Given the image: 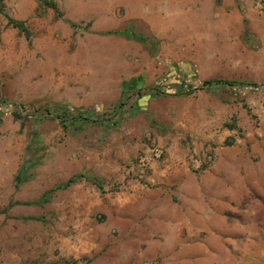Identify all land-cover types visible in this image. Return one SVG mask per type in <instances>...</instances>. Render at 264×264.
Returning a JSON list of instances; mask_svg holds the SVG:
<instances>
[{
	"label": "rangeland",
	"instance_id": "rangeland-1",
	"mask_svg": "<svg viewBox=\"0 0 264 264\" xmlns=\"http://www.w3.org/2000/svg\"><path fill=\"white\" fill-rule=\"evenodd\" d=\"M52 1L56 7L0 1V264H111L128 253L112 228L121 215L111 199L125 198L132 177L124 170L129 129L145 133L132 117L155 97L180 94L176 83L204 88L237 106L234 117L264 147V0H205L225 5V17L173 26L163 37L146 33L136 13L154 5L164 16L176 0ZM218 78L239 84L204 85ZM259 179L263 190L212 236L218 243L203 264H264V174Z\"/></svg>",
	"mask_w": 264,
	"mask_h": 264
},
{
	"label": "crops",
	"instance_id": "crops-1",
	"mask_svg": "<svg viewBox=\"0 0 264 264\" xmlns=\"http://www.w3.org/2000/svg\"><path fill=\"white\" fill-rule=\"evenodd\" d=\"M161 11L152 5L135 12L148 24L146 33L163 37L175 26L179 30L184 23H204L212 15L227 14L225 5L205 0H176L164 16ZM180 41L174 49L181 47ZM162 48L167 51L165 43ZM202 89L157 96L147 113L133 114L132 123L139 128L143 124L145 133L129 129L132 155L124 170L132 177L124 184L125 198L111 199V210L115 207L121 215L112 228L124 236L120 245L128 253L111 264H128L127 255L130 264H203L218 243L212 236L220 238L227 231L246 196L263 190L259 176L264 174V147L254 135H246L234 117L237 106L229 108ZM152 124L156 127L148 130ZM150 133L164 149L160 159L151 158ZM206 152H212L213 159L198 168L194 159ZM142 157L149 165L140 178ZM104 210L109 213V208Z\"/></svg>",
	"mask_w": 264,
	"mask_h": 264
},
{
	"label": "trees",
	"instance_id": "trees-1",
	"mask_svg": "<svg viewBox=\"0 0 264 264\" xmlns=\"http://www.w3.org/2000/svg\"><path fill=\"white\" fill-rule=\"evenodd\" d=\"M0 1H1V0H0ZM40 1L45 2L46 4H49V5L52 6V7H56V6H57V5H56V2H55V1H52V0H40ZM10 21L13 22V24H14L15 26H18V27H20V28L26 30V29H25V26H24V24H23L22 22L16 21V20H14V19H10ZM74 25H75V24H74ZM114 32H116V33H118V32H119V33H126L127 31H126V30H122V31H114ZM138 36H139V35H138ZM139 38H143V36H142V37L139 36ZM212 83H222V84H227V85H229V86H235L236 84H239L237 81H235V80H231V79H227V78L208 79V80H205V81H204V85L212 84ZM241 84H245V85H247V86H253V87H259V86H260L257 82H241ZM184 86H185V85H184L183 83H176V84L172 87L174 90H176V91H175L176 93L174 92V94H177V93H190V92H192L191 89L184 90ZM162 92H163V91H162ZM47 111L50 113L49 110H47ZM68 114H69L68 112L64 113L65 116L68 115ZM73 117H75V118H85L82 112L74 113V114H73ZM92 121L95 122L96 120L92 119ZM81 176H84V175L81 174V175H74V176L70 177L67 181H65V182L60 183L59 185H57V186H56V189H57V188H61V187H67V186H70L72 183L76 182V181L79 179V177H81ZM1 211H2V210L0 209V212H1Z\"/></svg>",
	"mask_w": 264,
	"mask_h": 264
},
{
	"label": "built area",
	"instance_id": "built-area-1",
	"mask_svg": "<svg viewBox=\"0 0 264 264\" xmlns=\"http://www.w3.org/2000/svg\"><path fill=\"white\" fill-rule=\"evenodd\" d=\"M263 7V5H261ZM189 70L191 71V77H196V69L195 66L192 63H189L188 65ZM149 141H150V150L152 155L155 159H160L164 155V149L158 145L154 135L152 133L149 134ZM213 159V153L212 152H206L203 156L195 158V163L197 164V167L199 168L202 164H210ZM149 160L147 158H140L139 164L141 167L140 170V177L144 176V173L146 171V168L148 167Z\"/></svg>",
	"mask_w": 264,
	"mask_h": 264
}]
</instances>
